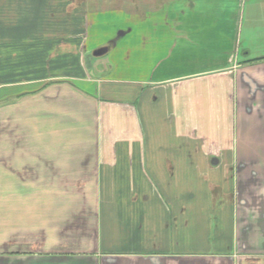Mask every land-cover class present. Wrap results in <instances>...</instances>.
Returning a JSON list of instances; mask_svg holds the SVG:
<instances>
[{
    "label": "crops",
    "instance_id": "crops-1",
    "mask_svg": "<svg viewBox=\"0 0 264 264\" xmlns=\"http://www.w3.org/2000/svg\"><path fill=\"white\" fill-rule=\"evenodd\" d=\"M1 94L0 264H264V0H0Z\"/></svg>",
    "mask_w": 264,
    "mask_h": 264
},
{
    "label": "rangeland",
    "instance_id": "rangeland-1",
    "mask_svg": "<svg viewBox=\"0 0 264 264\" xmlns=\"http://www.w3.org/2000/svg\"><path fill=\"white\" fill-rule=\"evenodd\" d=\"M59 1H57V3H58ZM61 2V1H60ZM64 3V2H63ZM79 4V3H78ZM242 7H240V9H241ZM0 100H3V96H2V94L0 95ZM1 162V161H0ZM262 195L264 196V189L262 190ZM2 199H3V192L2 191H0V223H1V225H2ZM0 237H2V233H0ZM2 243H3V240H2V238H0V245H2Z\"/></svg>",
    "mask_w": 264,
    "mask_h": 264
}]
</instances>
